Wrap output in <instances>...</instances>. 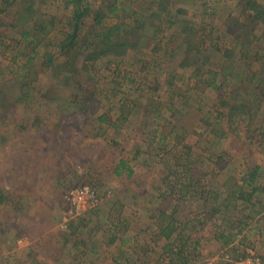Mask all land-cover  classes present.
I'll list each match as a JSON object with an SVG mask.
<instances>
[{"label": "rangeland", "instance_id": "374dc122", "mask_svg": "<svg viewBox=\"0 0 264 264\" xmlns=\"http://www.w3.org/2000/svg\"><path fill=\"white\" fill-rule=\"evenodd\" d=\"M34 1L40 12L58 17L47 39L61 40V32H71L61 22L74 8L67 0ZM11 11L0 7V264H167L172 259L173 264H253L243 262L250 257L264 263V207L258 196L252 195L248 204L229 200L225 211L220 205L222 216L210 212L211 198L222 190L226 194L227 182L241 184L254 166L263 182L264 104L256 132L237 117L224 124L223 171L210 160L196 165L192 158L191 163L185 149L191 135L184 137L192 127L183 130L196 106L203 104L204 112L220 108L213 86L224 78L216 74L211 83L214 76L205 75L206 82H199L194 75L198 66L179 65L185 52L179 43L182 36L199 42L201 52L193 60L209 62L204 70L218 69L232 45L227 31L234 21L244 24L238 0H118L116 13L101 23L83 19L78 43L80 48L97 43L109 27L122 23L117 40L136 43V48L121 60H91L84 66L79 56L77 73L60 69L68 57L58 54L54 42L43 43L25 61V44L8 26ZM140 15L147 18L144 33L128 34ZM259 32L256 27L253 36L260 39ZM112 33L111 41L117 35ZM253 36L248 60L256 68L264 66V40ZM51 53L54 63L47 67L42 63ZM239 56L234 53V70H248L241 63L247 59ZM242 80L234 78L233 86L227 79L221 86L227 91L248 87ZM165 131L173 136L160 139ZM120 161L133 168L130 179L114 175ZM168 176L192 186L185 191L180 182L172 187L164 183ZM83 186L94 191L96 203L82 204L76 213L70 193ZM169 188H174L168 197L172 205L165 204L177 209L174 225L185 224L192 254L187 261L170 254L168 240L151 242L159 204L153 198ZM127 224V232L118 233ZM136 231L141 235L133 238Z\"/></svg>", "mask_w": 264, "mask_h": 264}, {"label": "trees", "instance_id": "16d2710c", "mask_svg": "<svg viewBox=\"0 0 264 264\" xmlns=\"http://www.w3.org/2000/svg\"><path fill=\"white\" fill-rule=\"evenodd\" d=\"M67 2H69V4L72 5V8H74L72 10V14L70 15L71 17L67 18V20L65 21L61 20V22L63 23V26H68L71 29V32H61L62 34H64V37L61 40H49V38L47 39V36L50 33L51 27L54 25L56 19L58 18L56 17L57 15L49 17L46 14H43L42 12H40L39 7L35 5L34 0H0V7L6 5L12 9L11 23L8 26L15 33H17L20 41L24 42L25 44L24 48L22 49H25L26 51L21 53V56L25 59V61L32 60L37 54V49L43 43L49 44L50 42H54L55 44L59 45V48L57 49L58 54L60 55V53H62L66 56V58L68 57L67 61H64L60 69H70L73 70L74 73H77V69L75 70V64L79 56L83 57L84 61L82 63V66H84L91 60L96 61L104 58L109 60H112V58H114L115 60H121L126 56L127 52H130L131 50H134L136 48V43H124L117 40L119 35L122 33V23L109 27L107 29V32L103 34V39L101 41L94 44L87 43L84 44L83 48H80L83 44L78 43V41H81V39H79L78 32L83 25V19L89 18L94 22V24L101 23L103 20L116 13L118 0H67ZM238 3L240 7L241 18L244 24L246 23V26L243 27L244 24H241L239 27L237 24L238 21H234L235 23L232 26L233 28L227 31V34H230L231 36L232 45L226 48V50L224 51V61L219 63L218 69L211 71H209L210 69L204 70L203 67L208 66L209 62H206L207 64H204L203 61L193 60L198 59L197 57L201 52L199 49V42H191V40H187L185 36H182V40L179 43L184 44L185 50V52L183 53V57L181 58V63L179 65H191L195 68L198 66L200 70H196L194 75L199 82L202 81L205 83L206 76H214L210 81L211 83H214L215 77L220 74L221 77L226 80L228 79V81L232 83L230 85H236V81H231L234 78L240 80L243 79L239 83H246L248 85V87L244 88H242V86H235L232 90L227 91L223 86H221L226 80L220 79V85L213 86L216 90H218L220 100L216 104L217 107H219L218 105H220V108H216V110L213 112L211 110H206V112H204V106L203 104H200V106H196L198 110H194L192 117L188 115L189 119H192L190 120V123L183 126V130L185 129V126L189 127L190 125L192 127V130L184 137L186 138L187 136L191 135L189 137L191 139V142H187V146L185 148L187 158L191 157V163L193 162L192 158L194 159L196 165L198 164V162H208L210 160L215 165L214 167L218 168V170L220 171H223L226 167V163L223 161L224 152H221L219 150L220 142L223 139V135L225 133L224 124H232L231 121H237V117L239 120L246 123L247 127L251 129V132H256V129L259 130L260 128L254 129V126L257 125V123H255V120L259 111L263 109L264 104V66L259 65L258 67L253 68V65L250 66L252 60H248V58H251L248 55H252V40L250 39V37L253 36L254 29L256 27L260 28V39H258V37L256 36L253 37H255L256 40H261L260 42L264 40V0H238ZM132 14L135 13L133 12ZM139 17L136 20V22L138 23L137 27L134 28V31L127 30L128 34L139 35L144 33L143 21H146L147 18H145L144 16H141L140 18ZM138 19L142 20L139 21ZM28 20L29 23L27 22ZM125 28L127 29L128 27ZM114 31L117 32V35L116 38L114 37L115 40L112 39L111 41L110 35L113 36L114 34L112 32ZM15 44L21 46V43L19 41L18 43L15 42ZM27 46L28 48H26ZM76 47H79V52L76 51ZM91 48L92 52H88ZM86 51L87 54L85 55L84 53ZM235 52L239 53L240 60L247 59V61H241V63L245 65V68H249L248 70L246 69L243 72H237L236 70H234V66L236 65V63L233 62ZM191 53H193V56H191ZM44 59H47V62L42 64L46 65L47 67L54 63V57L52 53L48 55V57L44 56ZM188 60L191 61V64H189ZM231 60L232 62L228 63V61ZM115 66L117 65L115 64ZM200 71H204L205 73H200ZM73 79L77 86H79V80L75 78ZM159 87L160 85L156 83L155 87H153L152 89L156 91ZM225 97H229L230 100L227 102L225 100ZM183 115H185V113H183ZM262 122L263 121L260 122V126L262 125ZM165 132H163V134H160V139H163L165 136L168 138L169 135L173 136V130L171 133L170 131L166 133ZM262 137H264V133ZM263 140L264 138H262V141ZM196 146L198 147L197 151L195 152H197L198 154H194L193 152ZM259 170V166H254L252 170L248 171L245 174V177L241 178V184L235 183L231 186L230 183L229 186V182H227V185L223 186L224 188L226 187V194H222L224 192V190H222L223 192H220L219 195L211 198L210 205H212V209H210V212L213 215L222 216V210L231 202L229 200L235 202L237 200H240L248 204L252 195H256L260 198V200L257 202H259V204L261 203V208H263L264 180L263 182H261L262 176ZM133 172V168L128 166L125 161H120L113 170L115 176L122 177L123 175H126L127 179H130L132 177ZM173 173H171V175H173ZM175 179L176 177L174 176H168L165 178L164 183L169 182L171 186L174 187V185H177L180 182H177L178 179ZM162 185L163 183L160 182V186ZM186 185L188 186H185L182 182H180L178 187L184 188L183 190L185 191L186 187L189 188V186H192L190 184ZM244 187H248V189L250 190H245ZM159 190L160 192L157 193V196H155L157 198H153L155 199V202L159 204L157 208L154 209L156 215L154 216L155 224L153 227L154 229L152 230L153 239L151 240V242L155 244L158 240H160V238L168 240L170 246V249L168 251L171 252L170 254L173 253L175 256L179 255L177 256L178 258L182 256L183 259L187 261V255L192 256V254H190V247L186 246L187 239L185 237V234L183 233L185 224L175 222L174 225V221L172 220V218L173 216L178 214L177 209L175 207H171L169 209V207L165 204L166 202H168L170 203V205H172V202L168 200V197L171 196L174 188H169L168 190ZM218 202H221V204H217ZM220 205L223 206V209H220ZM129 227L130 225L127 224V226L125 228H122V231L119 230L118 233L123 235L127 232ZM178 233L181 234L178 235ZM140 235L141 232L136 231L134 232L133 238L140 237ZM173 261L174 259L170 260L167 264H173ZM260 264H264L263 261H260Z\"/></svg>", "mask_w": 264, "mask_h": 264}, {"label": "built area", "instance_id": "2783aa9c", "mask_svg": "<svg viewBox=\"0 0 264 264\" xmlns=\"http://www.w3.org/2000/svg\"><path fill=\"white\" fill-rule=\"evenodd\" d=\"M71 201L75 204V212L79 213L80 206L82 204H85L89 207H92L96 203V197L94 194V191L89 187V186H83L82 188H79L73 192L70 193ZM67 200L73 204L69 198ZM243 262H253V264H259V259L258 258H248L244 260Z\"/></svg>", "mask_w": 264, "mask_h": 264}]
</instances>
